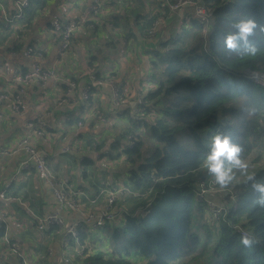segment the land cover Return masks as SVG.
Listing matches in <instances>:
<instances>
[{
  "label": "trees",
  "instance_id": "16d2710c",
  "mask_svg": "<svg viewBox=\"0 0 264 264\" xmlns=\"http://www.w3.org/2000/svg\"><path fill=\"white\" fill-rule=\"evenodd\" d=\"M198 1L206 5L209 22L192 19L182 33L158 40L156 48L149 49L154 87L142 96L132 127L121 134L128 142L115 140L120 150L104 153L109 160L124 161V187L133 192L121 196L131 204L101 229H79L84 251L71 255L73 264H264V208L254 203L260 194L251 182L237 174L230 185L233 195L225 191L220 201L211 194L197 197L200 187L212 179L204 160L218 131H227L242 147V156L253 165L249 172L264 182V165L257 167L264 159V84L251 73L264 72V31L257 27L248 37L255 55L244 51L242 43L239 54L224 46L226 34L237 31L230 28L233 21L252 18L264 25V0ZM47 2L30 0L23 9L22 29L32 25ZM165 8L163 16L159 11L144 16L142 37L149 38L156 18L168 16L170 8ZM132 19L128 14L115 24L127 23L133 34ZM89 87L95 106V87ZM139 132L152 139L150 155L143 152ZM90 162L84 159L81 164L86 178ZM208 198L221 207L217 217H209ZM241 232L258 243L244 248L238 239ZM4 235L0 227V240Z\"/></svg>",
  "mask_w": 264,
  "mask_h": 264
},
{
  "label": "crops",
  "instance_id": "0c3cea01",
  "mask_svg": "<svg viewBox=\"0 0 264 264\" xmlns=\"http://www.w3.org/2000/svg\"><path fill=\"white\" fill-rule=\"evenodd\" d=\"M93 1L48 0L32 25L22 29L23 10L17 7L16 0H0V91L19 94L23 101L22 111L18 113L11 108L8 98L0 96V149L11 148L21 137L28 138L55 174L82 191L80 205L98 215L108 196L103 189L119 186L118 183L125 186V170L120 173L125 166L119 167L117 160H109L104 153L120 150L115 148V140H121V145L128 142L121 134L132 127L131 119L138 115L137 100L154 87L149 49L156 48L158 40L163 41L189 28L193 7L170 9L157 35L148 38L141 36L145 28L144 16L155 11L163 16L167 12L164 0H103L105 4L98 18L89 21L88 12ZM4 14L10 18L8 25ZM128 14L133 16L130 20L133 34L129 33L127 23L115 24L118 17L128 19ZM81 18L85 21L74 31L71 47L62 52L61 36L51 30L52 21L67 24ZM30 48L32 54H27ZM34 64L56 66L60 78L42 82L14 78L17 72L27 71ZM96 79L106 82L97 84ZM109 79L119 83L126 99L120 107L113 104ZM67 80L76 82L69 94H66ZM87 85L95 87L94 108L81 98V88ZM65 96L67 100L59 103ZM95 110H99L101 116H97ZM31 121L36 125L29 126ZM41 121L45 122L43 128L37 126ZM28 157L25 148L0 157V193L4 192L0 195V227L5 228L6 237L23 254L20 257L11 251L3 236L0 264H22L23 261L63 264L66 255L75 256L78 246L72 242L66 249L65 229L61 231L57 226L40 229L39 219L59 211L69 226L80 220L82 214L77 210H59L52 186L34 167L20 168L21 162ZM84 159L92 162L87 168V178L81 167ZM212 196L220 201V196ZM93 198H97L95 202L90 200ZM122 207H125L122 203H116L118 213ZM83 226L95 229L87 224Z\"/></svg>",
  "mask_w": 264,
  "mask_h": 264
},
{
  "label": "built area",
  "instance_id": "2783aa9c",
  "mask_svg": "<svg viewBox=\"0 0 264 264\" xmlns=\"http://www.w3.org/2000/svg\"><path fill=\"white\" fill-rule=\"evenodd\" d=\"M167 4V6L175 11V10H181L185 7H193V15L191 19H196L200 24H205L209 22V12L207 10L206 5H204L202 2L198 0H164ZM17 7L20 10H23L25 7H27L30 4V0H16ZM103 0H94L91 9L88 12V19L93 18L95 15H98L101 8L104 6ZM21 15V14H20ZM4 19L6 20V25H8L9 17L4 14ZM190 19V20H191ZM85 21L84 18L73 20L67 24H63L59 20H54L51 23V30L56 32L57 34H60L61 36V48L60 50L63 52L67 49H69L74 41V31L76 28H78L80 25L83 24ZM164 22V18L161 16L156 18L153 22L152 27L150 28L148 32L149 38L155 37L157 35L158 27L161 23ZM32 49H28L27 54H30ZM32 54V53H31ZM8 66V64L6 65ZM256 81L264 84V73L253 75ZM14 78L17 79V81H32V80H39V81H46L48 78H55L59 79V73L57 71L56 66L46 67L42 66L41 64H34L32 67L23 72H17L14 75ZM69 84V88L67 89L66 94H69L72 89L76 86V82L72 80H67ZM96 81H98L96 79ZM102 82H106L105 79L101 80ZM107 82L111 86L112 90V97H113V104L115 107H120L122 104L126 102V99L124 95L120 91V86L118 83L114 80H107ZM90 87H82L81 88V96L84 99V102H86L89 106H94L90 102ZM0 96L2 98H8L11 101V108L20 113L22 111L23 107V101L21 99V96L19 94L14 93H7L1 91ZM67 96V95H66ZM61 97L59 103L65 102L67 100V97ZM143 101L142 96H140L137 100L138 106ZM139 109V107H138ZM95 113L97 116H101V112L99 110H95ZM94 113V114H95ZM135 119V117H133ZM81 123V121H79ZM36 123L31 121L29 123V126H35ZM45 125V122L41 121L37 125L40 128H43ZM131 135L129 136L130 139ZM25 148L29 152V157L27 159H24L21 162V169L27 170L31 167H34L38 173V175L45 180L47 183H49L52 188L54 195L56 197L59 210L60 209H66V210H77L82 214V217L80 220L72 223L71 225L67 226L65 218L61 216L59 211L50 212L39 219L38 226L40 229H45L51 226H57L61 231L62 228L65 229L64 235H63V243L65 248H69L70 244H72V241L75 240L77 243L78 249L77 252L80 254L84 251V246L79 242L78 240V231L83 226V224H87L89 226L95 227L97 229L101 228L106 221H112L114 222L118 216L120 215V212L116 210V204L118 197L123 195L124 190L120 188H124L122 186H112L110 185L108 188L103 189V192L107 193V201L105 207L101 210V212L96 215L93 210H88L86 207L81 206L79 202L80 196L82 191L76 189L74 185L67 179H64L63 177L58 176L53 172L49 164L47 163L45 157L43 154L30 142V140L26 137H21L16 140L14 145L11 148L8 149H0V157L6 154H14L17 153L19 149ZM120 187V188H118ZM1 196L4 195V192L0 193ZM231 195H233V191L231 192ZM205 195H201V197H204ZM206 197V196H205ZM97 198L90 199L92 202H95ZM209 202V211L212 213L209 217H217L221 213V207L218 206L216 202H214L212 199H207ZM5 236V245L14 253L19 255L20 257L23 256L22 252L19 250L17 245L7 236ZM73 259L71 255H66L64 257V263L63 264H73ZM22 264H27L25 261L22 262Z\"/></svg>",
  "mask_w": 264,
  "mask_h": 264
},
{
  "label": "clouds",
  "instance_id": "9594fccd",
  "mask_svg": "<svg viewBox=\"0 0 264 264\" xmlns=\"http://www.w3.org/2000/svg\"><path fill=\"white\" fill-rule=\"evenodd\" d=\"M260 27L264 31V25H258L252 18L233 21L230 28L237 31H229L224 39V46L227 51L240 53V44L244 45V51L255 55L256 48L248 42V37L254 34V30ZM208 152L204 160V167L207 174L211 176L214 183L221 188H227L237 181V174L244 178V182H251L253 191L259 192L254 203L264 208V182H259L254 173L249 172L253 167L251 162L242 156V147L235 143L227 131H218L211 137L208 144ZM239 243L247 249L253 248L258 241L246 232H241L238 237Z\"/></svg>",
  "mask_w": 264,
  "mask_h": 264
},
{
  "label": "rangeland",
  "instance_id": "374dc122",
  "mask_svg": "<svg viewBox=\"0 0 264 264\" xmlns=\"http://www.w3.org/2000/svg\"><path fill=\"white\" fill-rule=\"evenodd\" d=\"M2 26L0 25V28H1ZM253 75H257V74H262V73H264V72H258V71H254V72H251ZM98 80V83L97 84H100V83H102V81H101V79H97ZM109 80H111V79H109ZM86 87V86H85ZM87 87H89V85H87ZM88 89H90V88H88ZM141 131H143V129H141ZM139 134L142 136V139H143V152H144V154L145 155H150L151 154V152H152V150H153V148H154V146H153V142H152V139L149 137V136H144V135H142V133H140L139 132ZM125 140H126V138H124ZM117 162H119L118 163V165H119V167H123V165H124V161H121V160H118ZM264 165V159H263V161L260 163V164H258V166L257 167H260V166H263ZM118 167V168H119ZM122 171H123V169H122ZM124 179H125V177H124ZM126 180V179H125ZM118 185L119 186H122L121 184H119L118 183ZM117 187V186H116ZM122 187H124V186H122ZM118 188H120V187H118ZM227 188H229V189H227ZM227 188H221L219 185H217V184H215L214 183V180H213V178L209 181V183H208V186H205V185H202L201 187H200V190H199V192L197 193V197L199 198V197H201V195L203 194V195H205V196H209V194H211V195H213V194H215V195H218V196H220V194L221 193H223V192H228V191H233V187L232 186H228ZM120 189H123L124 190V193L126 194V193H131V192H133V189H132V187H124V188H120ZM126 191V192H125ZM123 193V194H124ZM124 194V195H125ZM124 195H122V196H124ZM122 196H119L118 197V199H117V202L119 203V204H121V201L123 200V203H122V205H124L125 207H127V208H129L128 207V205H130L131 204V202H125V199H124V197H122ZM128 196V195H127ZM126 196V197H127ZM215 199V198H214ZM206 203H207V209L209 210L210 208H209V202L208 201H206ZM125 207H122V211H121V213H123L124 211H125ZM120 213V214H121ZM215 226H217V224L215 225ZM106 245V244H105ZM105 245H102V244H100V248H107ZM84 246V245H83ZM144 262L142 261V262H140V263H138V264H143ZM193 264H196V262L195 263H193ZM198 264H203V262H200V263H198Z\"/></svg>",
  "mask_w": 264,
  "mask_h": 264
}]
</instances>
